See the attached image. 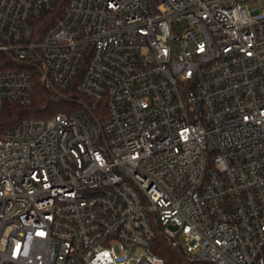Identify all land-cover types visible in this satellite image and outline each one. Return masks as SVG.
Wrapping results in <instances>:
<instances>
[{"label":"built area","instance_id":"built-area-1","mask_svg":"<svg viewBox=\"0 0 264 264\" xmlns=\"http://www.w3.org/2000/svg\"><path fill=\"white\" fill-rule=\"evenodd\" d=\"M34 80L71 107L0 135V264H264V0H0V110Z\"/></svg>","mask_w":264,"mask_h":264},{"label":"trees","instance_id":"trees-1","mask_svg":"<svg viewBox=\"0 0 264 264\" xmlns=\"http://www.w3.org/2000/svg\"><path fill=\"white\" fill-rule=\"evenodd\" d=\"M34 102L30 107H21L9 103L0 110V135L27 118L48 119L49 117L71 107L63 95L46 89L39 81L33 82ZM153 251L165 260V264H195L191 263L185 251L174 247L162 236H157L152 245Z\"/></svg>","mask_w":264,"mask_h":264},{"label":"rangeland","instance_id":"rangeland-1","mask_svg":"<svg viewBox=\"0 0 264 264\" xmlns=\"http://www.w3.org/2000/svg\"><path fill=\"white\" fill-rule=\"evenodd\" d=\"M260 9H262L260 6H259Z\"/></svg>","mask_w":264,"mask_h":264}]
</instances>
